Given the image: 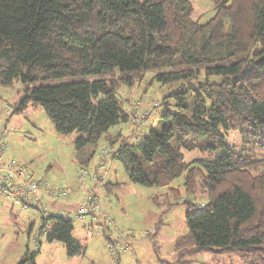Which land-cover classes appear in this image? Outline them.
I'll return each instance as SVG.
<instances>
[{
    "label": "trees",
    "instance_id": "obj_1",
    "mask_svg": "<svg viewBox=\"0 0 264 264\" xmlns=\"http://www.w3.org/2000/svg\"><path fill=\"white\" fill-rule=\"evenodd\" d=\"M209 1L213 14L195 20L191 0H0V85L21 84L14 112L43 109L80 165L98 153L97 170L119 161L132 183L184 178L209 194L189 203L164 264L202 253L264 264V0ZM152 82L168 87L150 106L162 104L157 124L133 101ZM74 229L69 213H48L40 231L78 257Z\"/></svg>",
    "mask_w": 264,
    "mask_h": 264
},
{
    "label": "rangeland",
    "instance_id": "obj_2",
    "mask_svg": "<svg viewBox=\"0 0 264 264\" xmlns=\"http://www.w3.org/2000/svg\"><path fill=\"white\" fill-rule=\"evenodd\" d=\"M191 1L195 20H204L213 14L214 6L209 0ZM141 84L134 88L133 101L141 100L144 111L150 112L151 104L162 101L164 95L168 94V87L152 82L143 93L147 88L145 83ZM15 85H0V141H6L15 153L12 156L27 163L28 170L34 172L36 177L46 176L58 186L71 188L73 193L66 202H69L74 194H77V202L83 183L80 180L83 170L80 169L76 173L80 166L76 164L79 151L75 143L71 141V137L57 131L55 124L43 109L31 105L25 112H14V105L21 95V84ZM161 108L162 104L150 112L149 124L158 123L156 114ZM231 137L234 138L233 141L237 140L236 135ZM184 154L189 162L198 157L200 152L184 151ZM98 156L97 153L93 158L96 160ZM95 168L91 164L90 168L84 169L90 171V176ZM114 168L117 170L120 188L112 191L110 195L106 193L99 200L102 208L106 210L105 213L114 223L108 226L105 219V228H102L100 225L91 224L87 219L83 221V217L78 214L79 207L76 213H72L75 215L71 216L75 226L74 237L86 247L85 255L69 257L64 243L49 242L47 235L40 231L42 219L47 212L35 207L38 205L27 206L22 201L11 198L13 209L12 214H9V222L6 219L7 213L0 209V264H19L32 253L36 264H164V260L172 261L176 239L188 230L186 212L189 203L192 201L196 204L192 205L194 209L200 208L208 200L209 194L199 190L187 191L184 178L176 179L168 186L132 183L119 161L112 163L108 176L111 172L113 174ZM71 176L75 178V185L78 180L76 188L68 183L69 180L72 182ZM86 179V187L94 190L97 183L91 182L89 177ZM113 180L116 182L115 176ZM9 188V193H12L14 188ZM107 198L111 203L106 201ZM50 203L43 202L46 206L53 207ZM50 212L56 214L55 209ZM124 240L128 241L129 247L126 248ZM27 264H33L31 257ZM194 264L242 263L236 255L217 258L211 253H202L196 256Z\"/></svg>",
    "mask_w": 264,
    "mask_h": 264
},
{
    "label": "built area",
    "instance_id": "obj_3",
    "mask_svg": "<svg viewBox=\"0 0 264 264\" xmlns=\"http://www.w3.org/2000/svg\"><path fill=\"white\" fill-rule=\"evenodd\" d=\"M9 148V144L6 141H0V172L6 178V185L14 188L12 193H9L11 198L22 201L27 206L39 205L40 203L49 201L52 203H60L61 205L68 200L72 195L73 190L69 187H63L61 185L53 183L46 177H36L32 171H29L26 164L18 161L17 158L13 157L7 161L4 160V152ZM105 167H99L94 178L99 176L102 172L101 179L108 177L110 168L104 169ZM83 172L80 174V180L83 182L80 188V196L76 204H79V216L85 217L88 214H95L99 209V205L96 202V198L91 196L93 188H87L85 184L86 178L89 176L87 169H82ZM92 176V174H90ZM0 182H3L0 179ZM3 184V183H2ZM87 186V187H86ZM104 218L108 226L114 223V220L108 215L104 214ZM126 248L129 247L127 240H124Z\"/></svg>",
    "mask_w": 264,
    "mask_h": 264
},
{
    "label": "crops",
    "instance_id": "obj_4",
    "mask_svg": "<svg viewBox=\"0 0 264 264\" xmlns=\"http://www.w3.org/2000/svg\"><path fill=\"white\" fill-rule=\"evenodd\" d=\"M72 141V140H71ZM73 142V141H72ZM15 153L12 152L10 146L9 148L4 152V160L7 161L11 158H13L12 155H14ZM19 161V160H18ZM77 161V160H76ZM116 160H114L112 163H115ZM20 162V161H19ZM101 162V159L100 157L98 156V158L95 160V158L93 159L92 161V165H94L95 170L93 171L96 172L97 171V166L98 164ZM23 163V162H21ZM104 163V162H102ZM26 164L27 168H28V164L27 163H24ZM77 165H79L80 167L77 168L76 170V173L79 172V170L81 169H84V168H90L91 165L89 166H85V165H80L77 161L76 163ZM101 164V163H100ZM102 165V164H101ZM90 172V171H89ZM34 173V172H33ZM74 174V173H73ZM100 175L99 176H102V172L99 173ZM115 176V179H116V182H114L113 178ZM42 177H46V176H42ZM89 178H91V182H98L97 185H95L94 187V192L96 193V195L101 198L103 197V195H105L106 193L107 194H111L112 191L116 190L117 188H120V181H119V178L117 176V170L114 168L113 169V174L111 172V175H109L107 178H105L103 180V183L100 185L99 184V179L98 177L97 178H94L92 176H88ZM48 178V177H46ZM0 179L3 180V182H0V204H2V207H0L1 210L4 211V213H7V216H6V219H8V222L10 220L9 218V214H12V205L10 203V200H11V197L9 196V192H10V188L8 187V185H6V178L4 177V175L0 172ZM49 179V178H48ZM75 178H72L71 176V181L69 180V184H72L74 188H76L78 186V180H77V184L75 185ZM50 180V179H49ZM51 181V180H50ZM3 183V184H2ZM77 193V192H76ZM101 195V196H100ZM77 194L73 195L72 199L66 203V204H62V205H56V204H53L52 202L50 204L53 205V207H50V206H46L45 204L41 203L39 204L38 206H35L37 208H42L43 210H45L48 214V213H51L50 210L51 209H55V213L56 214H67L69 213L70 216H75V215H72V213H76L77 212V208L80 207L79 204H76V197ZM3 199V200H2ZM110 199V198H109ZM100 200V199H99ZM106 201L108 203H111V200H108V198L106 199ZM99 206H100V211H98L97 213L95 214H90V215H86L84 218H83V221L85 219L89 220L91 222V224H96V225H100L102 226V228H105V225L103 226V223L105 222V218H104V214L106 212V210L104 208H102V206L100 205V202H99ZM103 217V218H102ZM89 218V219H88ZM91 218V219H90ZM104 219V220H103ZM85 226H87L85 223H83ZM50 227V225H48V228ZM74 233H75V229H74Z\"/></svg>",
    "mask_w": 264,
    "mask_h": 264
}]
</instances>
